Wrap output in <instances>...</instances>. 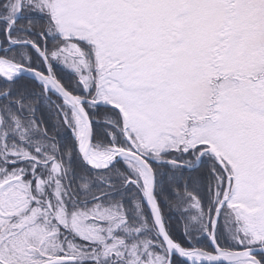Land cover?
<instances>
[{
  "label": "snow or ice",
  "instance_id": "obj_1",
  "mask_svg": "<svg viewBox=\"0 0 264 264\" xmlns=\"http://www.w3.org/2000/svg\"><path fill=\"white\" fill-rule=\"evenodd\" d=\"M0 264H264V0H0Z\"/></svg>",
  "mask_w": 264,
  "mask_h": 264
}]
</instances>
